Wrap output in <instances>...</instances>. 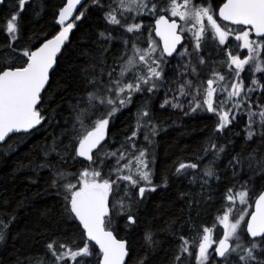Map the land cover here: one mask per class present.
Here are the masks:
<instances>
[{
	"label": "snow or ice",
	"instance_id": "obj_1",
	"mask_svg": "<svg viewBox=\"0 0 264 264\" xmlns=\"http://www.w3.org/2000/svg\"><path fill=\"white\" fill-rule=\"evenodd\" d=\"M0 9V150L55 130L14 170H28L24 192L0 198V264L29 209L25 232L42 254L11 264H155L160 251L164 264H264V0H0ZM77 35L88 48L68 65L70 84L61 69ZM132 107L117 139L116 120ZM163 113L202 117L208 132L197 152L158 168ZM172 188L178 214L162 228L146 223L147 205L161 207L153 195ZM45 196L54 203L38 206ZM142 223L137 255L128 234Z\"/></svg>",
	"mask_w": 264,
	"mask_h": 264
},
{
	"label": "trees",
	"instance_id": "obj_2",
	"mask_svg": "<svg viewBox=\"0 0 264 264\" xmlns=\"http://www.w3.org/2000/svg\"><path fill=\"white\" fill-rule=\"evenodd\" d=\"M56 3L57 0H51V4L53 6ZM0 11H3V9H0ZM49 19L50 15H46L45 20ZM41 23H43V21H41ZM72 39V47L75 48L76 51L71 54V58L61 69V76L70 84L75 81L77 69L69 67L68 65L82 63L84 58L80 57L77 59V55L79 52L88 48L86 42H82L78 39V35L73 36ZM134 112L135 107H132L129 111L120 115L116 120V127L113 131L116 132L117 139H119L121 130L125 127V125H130L132 123L131 114ZM161 115L167 124V128L165 131L160 132L156 137V157L158 168L170 165L177 156H187L197 152L208 132L206 128L208 121L202 117L180 119L179 113H163ZM173 120H175L176 123H172ZM53 131L55 130L47 128V130L38 131L32 136H14L9 142L11 148L0 150V198L6 197L9 199H15L18 198L16 196L17 193L24 192L25 187L28 184V181L25 179V176L28 174V170H14L17 169L18 163L22 162L27 164L28 158H34L38 153L39 146ZM237 150H239V142ZM44 174L46 175V170ZM32 191H35V189H32ZM174 197V188L155 193L152 200L155 204L161 205V207L157 210L153 207V203H149L147 205L145 222L151 224L155 228H162L166 220L171 216L177 215L179 208L182 207L179 202L169 206L168 201L173 200ZM37 203L38 206L43 207L52 205L54 200L50 196H45L43 198H38ZM34 217L35 212L31 209L21 213L20 224L16 229H14L13 236L15 237L16 231H19L21 235L12 239L9 242L7 251L2 254V258L5 259L7 264H11L13 256H20L23 258L24 256L42 254L43 242L37 243L36 240L32 238L31 233L25 232V222L34 219ZM144 227L145 223H142L140 227L128 234L129 238L134 243L137 255L142 254L145 248V242L142 239ZM160 239L163 242L164 249H167L173 242L172 238L167 233H161ZM163 258L164 252L160 251L153 259L155 264H164Z\"/></svg>",
	"mask_w": 264,
	"mask_h": 264
},
{
	"label": "rangeland",
	"instance_id": "obj_3",
	"mask_svg": "<svg viewBox=\"0 0 264 264\" xmlns=\"http://www.w3.org/2000/svg\"><path fill=\"white\" fill-rule=\"evenodd\" d=\"M158 39V38H157Z\"/></svg>",
	"mask_w": 264,
	"mask_h": 264
}]
</instances>
